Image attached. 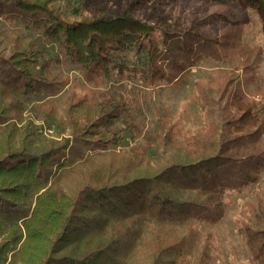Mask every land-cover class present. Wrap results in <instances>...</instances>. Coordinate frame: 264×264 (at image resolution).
I'll list each match as a JSON object with an SVG mask.
<instances>
[{"label": "rangeland", "instance_id": "rangeland-1", "mask_svg": "<svg viewBox=\"0 0 264 264\" xmlns=\"http://www.w3.org/2000/svg\"><path fill=\"white\" fill-rule=\"evenodd\" d=\"M102 1L111 7L124 3ZM144 1L135 18L151 27L150 36L142 39L151 62L147 57L138 69L123 75L112 71L108 76L74 64L58 44L41 38L43 28L33 17H27L15 4L0 2V83L7 87L22 83L10 62V40L20 32L37 40L38 49L51 61V75L65 81L57 96L48 89L24 100L27 115L35 110L34 120L42 127L41 139L54 134L60 116L48 114V103L62 114L71 98L109 93L127 102L130 111L124 118L132 120L139 134L133 142L126 133L123 148L141 150L148 144L157 145L162 157L150 160L141 174H173L177 181L172 193L182 203H193L199 217L191 215L176 224L167 222L160 227L155 223L143 229L125 264H156L154 255L160 249L172 256L183 249L190 264L205 251L208 264H264L252 257L240 234L243 226L256 221L255 212L264 206L261 20L236 0ZM71 3L64 0L56 6L69 11ZM135 53L133 47L126 54L129 63ZM236 94L257 105L253 113L262 117L256 129L242 134L234 130L239 119L233 106ZM3 119L0 115V123ZM150 135L154 137L151 143L147 140ZM107 141L100 136L77 139L67 157L78 161L97 155L101 143ZM249 179L256 182L247 183ZM190 180L204 191L184 187L182 181ZM220 198L225 203L223 209L215 205ZM20 216L12 202L0 199V221H17Z\"/></svg>", "mask_w": 264, "mask_h": 264}, {"label": "trees", "instance_id": "trees-1", "mask_svg": "<svg viewBox=\"0 0 264 264\" xmlns=\"http://www.w3.org/2000/svg\"><path fill=\"white\" fill-rule=\"evenodd\" d=\"M61 1L0 0L33 17L43 28L42 39L58 44L88 71L123 75L141 67L147 57L151 62L142 43L151 27L135 18L144 0H124L115 7L102 0H72L69 11L56 6ZM236 1L256 12L264 36V0ZM10 44V62L22 83H0V199L12 202L22 217L0 221V264H125L143 229L199 217L193 203H182L172 193L177 181L173 174H141L150 160L162 157L155 143L141 150L123 148L126 133L133 142L139 134L132 120L124 118L130 107L118 95L71 98L62 114L48 103V114L60 116L54 134L41 139L35 110L27 115L24 100L48 89L57 96L65 81L51 75V61L36 39L15 32ZM133 47L136 53L129 63L126 54ZM233 106L239 114L236 133L259 126L262 117L253 113L257 105L246 102L243 94L235 95ZM94 136L108 139L97 155L78 161L67 157L75 140ZM152 136L147 137L150 143ZM182 182L187 189L204 191L196 181ZM215 205L223 209L225 203L220 198ZM255 218L240 234L252 257L264 263V206ZM182 250L172 256L160 249L156 264H190ZM208 258L205 251L195 264H208Z\"/></svg>", "mask_w": 264, "mask_h": 264}]
</instances>
